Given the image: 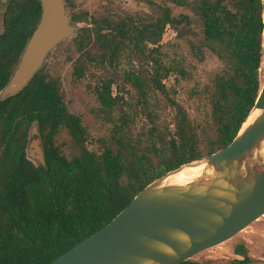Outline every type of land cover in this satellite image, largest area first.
<instances>
[{"label":"trees","instance_id":"trees-1","mask_svg":"<svg viewBox=\"0 0 264 264\" xmlns=\"http://www.w3.org/2000/svg\"><path fill=\"white\" fill-rule=\"evenodd\" d=\"M65 1L69 12L73 2ZM135 1L154 6L152 18L91 19V28L78 27L72 39L77 49L96 44L98 51L79 57L76 63L83 65L75 64L73 74L84 75L85 61L113 65L128 52L152 63L147 86L172 110L170 123H161L149 107L151 125L146 131L133 134L126 111L115 123L112 112L120 95L112 91L113 78L103 79L95 89L96 99L113 126L108 140L96 141L101 145L97 152L89 149L90 135L81 118L68 110L58 80L43 67L24 89L0 100V264L51 263L110 222L154 179L226 147L254 106L263 82L261 0H170L190 14H175L172 7L152 0ZM40 14L38 0H8L0 14V89L14 72ZM69 18L76 25L86 20L75 13ZM167 27L187 41L197 62L208 52L221 63L211 85H205L213 135L203 150L201 125L177 97V86L191 79L193 68L180 59L165 63L160 44ZM171 76L173 87L165 82ZM126 77L145 97L139 76ZM34 122L45 165L27 155ZM61 132L74 145L70 156L57 143Z\"/></svg>","mask_w":264,"mask_h":264},{"label":"water","instance_id":"water-1","mask_svg":"<svg viewBox=\"0 0 264 264\" xmlns=\"http://www.w3.org/2000/svg\"><path fill=\"white\" fill-rule=\"evenodd\" d=\"M38 1L39 21L0 100L24 89L58 45L77 36L65 0ZM261 10L264 27V0ZM27 155L45 165L37 122L29 130ZM180 173L194 175L176 179ZM263 215L264 77L254 106L226 147L154 179L110 222L49 264H180Z\"/></svg>","mask_w":264,"mask_h":264},{"label":"rangeland","instance_id":"rangeland-1","mask_svg":"<svg viewBox=\"0 0 264 264\" xmlns=\"http://www.w3.org/2000/svg\"><path fill=\"white\" fill-rule=\"evenodd\" d=\"M152 1L159 5L172 7L175 14L180 12L190 14L186 9L174 7L170 0ZM72 2L73 6L69 14L75 13L86 19L79 22L77 27L91 28L93 26L91 19L98 21L102 19L132 21L134 19L136 21L138 18L148 20L155 14V7L142 1L72 0ZM2 11L3 5H0V13ZM160 45L165 63L180 59L186 66L193 68L191 79L182 81L177 86V97L189 109L191 118L201 125L200 139L203 150L207 139L213 135V126L209 118V95L205 90V85H211L214 74L221 67V63L208 52L205 53L203 62H197L190 53L187 41L177 38L170 27L166 28ZM97 51L96 44H87L82 50H78L72 39L66 40L58 45L43 65L44 73L58 80L60 92L68 110L78 115L86 127L90 135L89 149L99 152L101 145L96 141L108 140L113 126L101 111L96 99L95 89L106 78H113L116 81L112 91L114 94L119 92L120 95L112 112V119L115 123L118 122L121 113L126 111L130 116L129 126L133 134L146 131L151 125L146 115L148 107L158 114L161 123H170L172 110L162 95L147 86L149 75L152 72V63H143L137 56L128 52L124 53L113 65L108 61H85L84 75L80 78L75 77L74 65H81V62L76 63L77 59L86 58L84 56L87 52L90 55H96ZM129 73L138 75L144 82L145 97L140 96L138 88L128 81L126 75ZM262 74L264 77V61L262 62ZM165 82L168 86H174L172 76ZM57 143L62 145L68 156L75 152L70 137L64 132L57 137ZM243 252L247 255L245 261H238L242 259L240 253ZM191 261L199 264H264V215L233 238L193 256Z\"/></svg>","mask_w":264,"mask_h":264},{"label":"flooded vegetation","instance_id":"flooded-vegetation-1","mask_svg":"<svg viewBox=\"0 0 264 264\" xmlns=\"http://www.w3.org/2000/svg\"><path fill=\"white\" fill-rule=\"evenodd\" d=\"M8 3V0H6L5 2H3V1H1L0 0V5H3V11H4V8H5V5ZM2 11V12H3ZM1 14V13H0ZM251 225V224H250ZM238 234V233H237ZM234 237V236H233ZM232 237V238H233ZM231 239V238H230ZM240 255L242 256V259L241 260H238V261H245V259H246V257H247V255H246V253L245 252H243V253H240ZM191 260V259H190ZM195 262V261H194ZM235 262H237V261H235ZM198 263V262H197Z\"/></svg>","mask_w":264,"mask_h":264},{"label":"bare ground","instance_id":"bare-ground-1","mask_svg":"<svg viewBox=\"0 0 264 264\" xmlns=\"http://www.w3.org/2000/svg\"><path fill=\"white\" fill-rule=\"evenodd\" d=\"M263 37H264V35H263ZM193 175H194V174L180 173V174L177 176L176 179L181 180V179H185V178L191 177V176H193Z\"/></svg>","mask_w":264,"mask_h":264}]
</instances>
